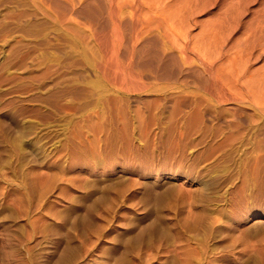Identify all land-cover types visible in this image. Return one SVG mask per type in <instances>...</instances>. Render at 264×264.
<instances>
[{
	"label": "rangeland",
	"instance_id": "rangeland-1",
	"mask_svg": "<svg viewBox=\"0 0 264 264\" xmlns=\"http://www.w3.org/2000/svg\"><path fill=\"white\" fill-rule=\"evenodd\" d=\"M13 4L0 0V264H264L256 128L97 99L67 42ZM41 45L56 62L32 65Z\"/></svg>",
	"mask_w": 264,
	"mask_h": 264
},
{
	"label": "bare ground",
	"instance_id": "bare-ground-1",
	"mask_svg": "<svg viewBox=\"0 0 264 264\" xmlns=\"http://www.w3.org/2000/svg\"><path fill=\"white\" fill-rule=\"evenodd\" d=\"M11 7L28 10L17 19L22 26L49 23L47 44L67 42L78 78L97 99L153 97L160 114L177 111L220 135L253 126L264 141V0H14ZM59 56L41 45L32 65Z\"/></svg>",
	"mask_w": 264,
	"mask_h": 264
}]
</instances>
